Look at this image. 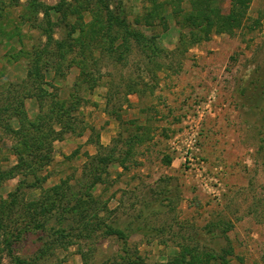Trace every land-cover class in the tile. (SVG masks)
Returning <instances> with one entry per match:
<instances>
[{
	"label": "rangeland",
	"instance_id": "1",
	"mask_svg": "<svg viewBox=\"0 0 264 264\" xmlns=\"http://www.w3.org/2000/svg\"><path fill=\"white\" fill-rule=\"evenodd\" d=\"M59 3L71 30L51 8ZM45 9L56 21L47 49L62 43L53 59L61 67L43 66L39 79L75 103L76 127L49 136L47 123L36 134L23 120L13 133L18 118L0 115V171L16 163L14 143L32 156L42 142L43 157L51 145L38 179L0 183V209L15 198L8 223L46 220L12 253L30 264H264V0H0V27L12 23L0 36V109L27 91ZM193 11L196 21L213 19L201 40L185 22ZM14 47L27 55L9 59ZM24 102L32 119L37 104ZM106 224L125 243L103 234ZM4 248L0 264H9Z\"/></svg>",
	"mask_w": 264,
	"mask_h": 264
},
{
	"label": "trees",
	"instance_id": "2",
	"mask_svg": "<svg viewBox=\"0 0 264 264\" xmlns=\"http://www.w3.org/2000/svg\"><path fill=\"white\" fill-rule=\"evenodd\" d=\"M206 4H209L210 7V2L206 1ZM42 6L43 3L38 2L35 3V5H33V8L35 9V11L37 10L35 6ZM65 5V3H64ZM53 11L60 13L63 12L64 16V23L67 26H70V30L73 28V23L71 22L70 19H68L69 16V12L65 11L66 8H63V3H59V5H55L53 7ZM106 9H108L106 7ZM210 9V8H209ZM107 12H109L107 19L110 20L111 22L116 20L114 19L115 16H113L112 11L107 10ZM193 12L189 13V15H187L186 21L185 22H191L190 24L193 26V28L195 29L194 31H192V33H190L191 35H195L197 32L201 33V35H199V39H203L205 32L207 29L212 28V24H213V19L209 16L206 17L205 21L204 19L202 21H196V18L193 17ZM43 18L44 22H42V26H43V32L46 35V41L44 42L43 46L40 48L39 52H38V56L37 58L32 62L33 64V71L29 72L28 74H26L25 76V80H23V85L24 87H27V91L26 92H16V94H14L13 97L7 98L5 97L7 100V104L3 105V107L0 109V115L1 116H7L8 118H12V116H16L19 120V128L18 129H14L11 127V125H9V129L13 131V133H18L19 130L22 127V122L23 120H30L31 123L29 124L31 126L32 129L35 128V130H37L38 134L39 128L43 127V123H47L48 125V135H59L62 133L63 130H72L73 127H76V125L71 124L70 122V118H71V113L76 110L75 107V103H73L72 105L68 106L71 102V100L69 102H67L64 99H59L57 98L56 95H52L45 87H43L42 85L46 84L44 83L41 79H39L40 77V69L44 66L45 70H56L59 71L60 69V65L56 64V62H53L54 57L58 58V50H60L62 48V43L59 45H56L57 48L53 49L51 52L50 50L48 51L47 49V45L48 43H50L51 41H54V39L51 36V29L52 26L54 24H56V21H52V17H51V13L49 12V10L45 9L44 13H43ZM175 14L177 15V11H175ZM154 15V13L150 10L146 12V14L143 16L144 21L146 20L148 22V19L150 20V17H152ZM155 16V15H154ZM154 16L152 18H154ZM1 18V16H0ZM193 18V19H192ZM60 17L58 18L59 21ZM61 20V19H60ZM2 24V19H0ZM24 21L18 20L15 21L14 20V26L18 29H20L21 24ZM115 22V21H114ZM237 22V19H235L232 23ZM118 23V22H116ZM119 24H122V26L125 27V33L128 35L133 36V38L137 41H146L148 42L149 39L146 38V36L142 33H140L139 31H131L128 30L126 27L125 22L121 21L119 22ZM189 25V26H191ZM10 27H12V23H10V21H6L3 25V27H0V36L2 34L5 35V31L7 29H10ZM205 30V32H204ZM18 31V30H17ZM50 31V32H49ZM8 32V31H7ZM191 32V31H190ZM14 34V33H13ZM20 34V33H18ZM12 35V34H11ZM185 38V34H183L181 36L180 39V43L179 46H182L183 44V40ZM151 41V40H150ZM58 43H60V41H56ZM25 49L23 47H20L19 49L16 50V48H12L10 54L7 56L9 59L15 60L18 57H16L17 54H19V58H21L25 55H27L26 53L23 54V52ZM29 56V55H28ZM60 58V57H59ZM43 63V64H40ZM84 77L87 78V75H90V73L88 71H86V69L83 70ZM38 77V78H37ZM18 83H15V85H17ZM47 85V84H46ZM11 87V83L9 85V87L7 89H9ZM81 88V86H80ZM74 94H72L73 96ZM25 99H34L37 107H38V111L36 113V115L31 119L25 109ZM75 120V119H74ZM58 125L60 127V131L56 132L54 131V126ZM25 142H22L21 145H23V147H21L20 149L18 148V145L16 143H14L12 145V148L10 149L11 152H13L17 158L16 163L10 167L8 169V171H0V183L1 181L4 180H8L10 178H12L13 176L15 177V175L17 174H21L23 177H26L27 175H31L32 177H34V179H38V175L37 172H35L37 170L38 167L44 166L46 164H48V162L50 161V146L49 143H47V148L46 149V155L43 157L40 155L41 153V149L45 146V144H43L42 142L36 144L35 146V150H37L36 154H33L31 156V152L29 153V145L24 144ZM27 153V156H24ZM170 160H167V163H169ZM46 178L43 177L42 181H44ZM25 180V179H22ZM22 183V182H21ZM21 185H18L17 187H15L14 192H12L11 194L8 195V197H10L11 195H14L17 191H21ZM54 190V188H53ZM11 201L5 202L3 201L1 203V209H0V245L2 244L5 248L4 250H6V256L9 258L10 262L9 264H30L32 263V260L28 259V258H23L19 255H17L16 253H12V247L10 248V246H12V244H20L24 241V239L30 235L31 232L38 230V229H43L44 224L45 223V218L44 219H39V221L35 222L34 224L31 223L30 221H23V223H21L20 226L18 227H14V225H11L10 223H8L6 221V213L7 211H10V209H12L13 207V203L15 198L11 197L10 199ZM29 204V203H28ZM47 204H51L49 202L46 203V205L42 206L40 209V216H44V214L47 212ZM46 206V207H45ZM30 207V206H29ZM30 209V208H29ZM34 209V208H33ZM85 221V220H84ZM87 221V220H86ZM13 228V231H12ZM61 228V229H60ZM62 225L59 227L57 225V227L53 228L54 231L53 232H57L60 231V233L64 232V229H62ZM66 229H68L69 227H65ZM70 229V228H69ZM45 230V229H44ZM51 229L47 230L50 231ZM103 234H106L108 236H115L116 238H118L119 240H122L125 243L126 240V234L124 233V231L122 229H120L119 227H115V226H111L109 224L104 225V229H103ZM59 233V232H58ZM48 235V234H47ZM211 250V249H210ZM39 251V250H38ZM36 258V256H35ZM24 262V263H23Z\"/></svg>",
	"mask_w": 264,
	"mask_h": 264
}]
</instances>
